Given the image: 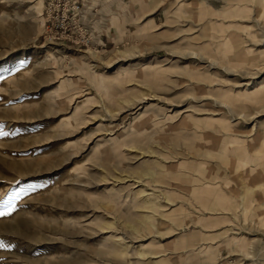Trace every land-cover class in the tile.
Returning a JSON list of instances; mask_svg holds the SVG:
<instances>
[{
    "label": "rangeland",
    "instance_id": "1",
    "mask_svg": "<svg viewBox=\"0 0 264 264\" xmlns=\"http://www.w3.org/2000/svg\"><path fill=\"white\" fill-rule=\"evenodd\" d=\"M48 1L0 0V264H264V0Z\"/></svg>",
    "mask_w": 264,
    "mask_h": 264
},
{
    "label": "built area",
    "instance_id": "2",
    "mask_svg": "<svg viewBox=\"0 0 264 264\" xmlns=\"http://www.w3.org/2000/svg\"><path fill=\"white\" fill-rule=\"evenodd\" d=\"M46 31L50 38L70 40L77 44L90 45L92 32L82 18L85 13L83 0H49L45 5Z\"/></svg>",
    "mask_w": 264,
    "mask_h": 264
},
{
    "label": "snow or ice",
    "instance_id": "3",
    "mask_svg": "<svg viewBox=\"0 0 264 264\" xmlns=\"http://www.w3.org/2000/svg\"><path fill=\"white\" fill-rule=\"evenodd\" d=\"M9 208H8V211H11V202H9ZM5 213L4 212H0V215H4Z\"/></svg>",
    "mask_w": 264,
    "mask_h": 264
},
{
    "label": "bare ground",
    "instance_id": "4",
    "mask_svg": "<svg viewBox=\"0 0 264 264\" xmlns=\"http://www.w3.org/2000/svg\"><path fill=\"white\" fill-rule=\"evenodd\" d=\"M154 257H156V256H154ZM153 258V257H152Z\"/></svg>",
    "mask_w": 264,
    "mask_h": 264
}]
</instances>
